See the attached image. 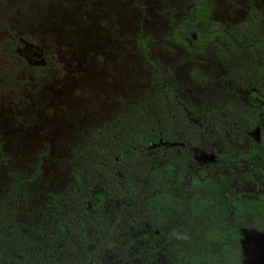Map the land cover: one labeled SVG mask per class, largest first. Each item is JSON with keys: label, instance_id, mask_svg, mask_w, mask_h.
I'll return each mask as SVG.
<instances>
[{"label": "rangeland", "instance_id": "1", "mask_svg": "<svg viewBox=\"0 0 264 264\" xmlns=\"http://www.w3.org/2000/svg\"><path fill=\"white\" fill-rule=\"evenodd\" d=\"M251 9L261 16L259 31L264 33V0H210V22L198 31V40L192 34L183 46L173 31L189 29L199 12L185 0H0V200L16 188L18 199L11 205H18L22 225L31 224L45 211L50 196L68 187L85 138L96 134L98 149L104 151L109 142L101 135L106 124L139 101L150 84H155L160 120L167 121L166 96L160 90L165 83L174 91L170 107L179 105L187 117L176 136L191 143L185 147L191 160L181 187L194 179L218 183L226 176L231 183L225 199H240L246 223L264 227V132L249 127L254 120L264 126V76L256 87L240 84L239 65L220 56L225 42L218 39V47L207 40L214 28L236 38L250 27L245 18ZM240 44L244 57L256 54L246 41ZM227 50L228 56L236 53ZM247 67L253 68V61ZM8 71L15 75L14 82L1 88ZM133 121L144 127L139 118L128 125ZM241 126L249 132L242 134ZM241 153H251V161L239 160ZM224 155L237 161L226 162ZM138 160L123 180L130 183L133 195L117 199L116 205L109 199L103 217L115 207L125 208L119 234L135 240L146 235L162 249L167 235L168 245L178 244L191 223L184 214H174L167 235H161L153 213L133 206L148 191L145 168L157 163L152 157ZM104 161L96 155L95 184L89 190L95 204L98 194L107 191L108 181L98 172ZM241 232L240 244L247 253L243 264H264V239L252 231ZM117 251L124 248L116 234L99 264H115ZM154 253L135 264H166ZM68 258L65 252V262Z\"/></svg>", "mask_w": 264, "mask_h": 264}, {"label": "trees", "instance_id": "2", "mask_svg": "<svg viewBox=\"0 0 264 264\" xmlns=\"http://www.w3.org/2000/svg\"><path fill=\"white\" fill-rule=\"evenodd\" d=\"M185 1L191 8H199V12L196 23L189 29L178 27L173 31L174 37L179 38L183 46H187L192 34L198 40L200 28L210 22L207 15L210 0ZM249 12L251 14H247L245 24L250 27L240 30L236 38L214 28L207 40L214 41L218 47V39L224 41L220 56L231 57L239 65L238 71L243 76L240 84L256 87L264 76V33L259 31L261 16L255 15L256 11L252 9ZM242 41H246L250 49L256 50V54L244 57L240 44ZM229 48L236 53L228 56ZM250 61H253V68L247 67ZM9 72L1 88L14 82L15 75ZM154 85L150 84L148 92L139 101L106 124L101 135L108 138L109 142L104 151L98 149L100 141L96 134L85 138L76 154L68 187L63 193L50 196L45 211L38 219L31 220V224L26 226L19 221L18 205H11L18 199L16 188L13 194L8 193L0 200V264H99V256L112 243L116 234L120 235L124 251L115 253V264H135L147 254L155 257L154 252H159L160 260H165L166 264H243L241 230L264 233V227L246 223L240 199L232 200L231 204L225 199L227 186L231 183L226 176L218 183L210 182L209 179L202 182L194 179L188 187H181L189 169L187 162L191 160L185 147L191 143L178 141L176 136L180 124L187 122V117L179 105L170 107L174 91L161 83L160 90L166 96L164 114L167 121L160 120V102ZM136 118H139L138 123L144 122V127L136 126L134 121L128 125V121ZM228 122L234 123L233 120ZM249 127L264 132V126L256 120ZM240 132L246 134L249 129L241 126ZM114 142L118 144L117 147L113 145ZM261 144L264 147V137ZM251 153L250 158L248 153H241L238 159L250 162ZM97 154L105 159L98 172L102 173L108 184L107 191L98 194L99 201L95 204L89 190L95 184L93 167ZM224 156L222 159L226 162L237 161L235 157L227 160ZM140 157L156 158L157 163L145 168L148 191L133 206L138 211L153 213L155 229L161 235H167L165 230L171 225L172 216L176 213L184 214L185 219L191 222L187 226L184 220L187 229L178 244L168 245V235L165 236V249L156 241L148 242L146 235L140 236L137 242L130 236L118 233L122 222H125V208L115 207L111 213L108 212V218L103 217L104 204L109 199L116 205L117 199L124 200L133 195L130 183L123 180L127 179L128 172L137 165ZM107 162L111 164L109 168ZM117 175L121 176L120 181ZM85 191L84 198H79ZM95 228L102 231L97 233ZM154 238L158 239L156 236ZM65 252L69 253V262L64 260Z\"/></svg>", "mask_w": 264, "mask_h": 264}, {"label": "crops", "instance_id": "3", "mask_svg": "<svg viewBox=\"0 0 264 264\" xmlns=\"http://www.w3.org/2000/svg\"><path fill=\"white\" fill-rule=\"evenodd\" d=\"M253 232V234H257L259 237H260V239L262 240V238L264 239V233H259V232H254V231H252ZM260 234V235H259ZM256 235V236H257ZM245 253V252H244ZM243 253V254H244ZM244 258L247 260V253H245V255H244Z\"/></svg>", "mask_w": 264, "mask_h": 264}, {"label": "flooded vegetation", "instance_id": "4", "mask_svg": "<svg viewBox=\"0 0 264 264\" xmlns=\"http://www.w3.org/2000/svg\"><path fill=\"white\" fill-rule=\"evenodd\" d=\"M246 19V18H245ZM225 31V30H224ZM195 36V35H194ZM196 37V36H195Z\"/></svg>", "mask_w": 264, "mask_h": 264}]
</instances>
